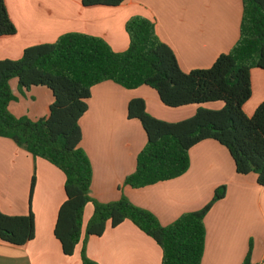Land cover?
I'll return each mask as SVG.
<instances>
[{
	"label": "crops",
	"instance_id": "1",
	"mask_svg": "<svg viewBox=\"0 0 264 264\" xmlns=\"http://www.w3.org/2000/svg\"><path fill=\"white\" fill-rule=\"evenodd\" d=\"M5 2L17 33L0 38V60H18L26 48L54 43L68 33L99 37L114 52H125L129 46L126 22L143 16L155 22L157 35L173 50L184 72L210 68L232 49L240 36L243 10L241 0H127L118 7H85L81 0ZM10 86L15 100L9 110L14 116L37 121L49 115L53 97L47 88L21 92L15 79ZM251 88V99L244 106L248 117L264 102L263 70L251 71ZM133 99H143L152 116L176 121L151 110L156 106L165 113L166 106L148 86L127 90L108 81L93 87L88 111L79 123L80 147L93 169L91 197L105 204L126 197L156 216L162 226H169L183 214L203 209L224 186L225 196L205 217L201 264H242L250 247L252 262L264 264V186L254 174L238 175L228 150L218 142L207 140L193 147L190 168L180 178L142 189L125 186L147 143L141 123L128 118V104ZM185 107L187 116L198 109L197 105ZM203 107L214 109L218 104ZM34 176L31 211L35 237L21 247L0 241V264H81L82 244L72 256H66L54 235L58 211L66 200L65 175L48 161L32 157L12 140L0 137L1 212L10 216L29 213ZM92 215L93 206L88 204L83 234ZM85 250L97 264H162L159 245L130 221L116 228L108 223L101 237L87 241Z\"/></svg>",
	"mask_w": 264,
	"mask_h": 264
},
{
	"label": "trees",
	"instance_id": "2",
	"mask_svg": "<svg viewBox=\"0 0 264 264\" xmlns=\"http://www.w3.org/2000/svg\"><path fill=\"white\" fill-rule=\"evenodd\" d=\"M127 0H81L85 7H118ZM240 36L232 49L207 69L184 72L173 50L157 35L155 22L131 17L125 25L129 46L114 52L101 38L68 33L54 43L28 47L18 60H0V137L10 139L32 157L48 161L65 175L66 200L60 207L54 235L63 254L72 256L82 244L81 264H97L85 250L91 237H101L108 223L116 228L130 221L152 238L162 251V264H201L206 244L205 217L223 199L226 187L218 188L200 211L183 214L162 226L148 210L126 197L100 203L90 195L93 169L81 149V118L88 111L92 88L113 82L127 90L142 86L154 89L169 108L197 105L195 114L183 121L167 122L147 112L143 99L128 104V118L138 120L147 143L138 154L135 172L125 186L142 189L180 178L190 168V151L207 140L225 147L238 175L254 174L264 186V102L251 117L244 112L251 99V71H264V0H241ZM17 33L5 0H0V38ZM19 90L47 88L53 97L49 115L37 121L16 117L10 110L15 100L10 81ZM223 103L221 109L203 107ZM35 185L32 178L30 198ZM93 215L83 234L84 211ZM35 237V218L10 216L0 210V241L21 247ZM250 247L242 264H254Z\"/></svg>",
	"mask_w": 264,
	"mask_h": 264
},
{
	"label": "rangeland",
	"instance_id": "3",
	"mask_svg": "<svg viewBox=\"0 0 264 264\" xmlns=\"http://www.w3.org/2000/svg\"><path fill=\"white\" fill-rule=\"evenodd\" d=\"M15 81H17V80L15 79ZM215 104H218V108H214V109H221L223 107V103H215ZM152 109H153V111H155V113H161L160 115L162 117H166L167 119L176 120V121H169V120H165V119L158 118V119H161V120L167 121V122H179V121H183V120H186V119L192 117V116H187V113H185L186 112L185 111L186 110V107L185 108H169V107H166V112L165 113L157 110V107L156 106L155 107L153 106V108H151V110ZM34 178H35V182H36V177L34 176ZM31 182H32V180H31ZM30 185H31V183H30ZM28 205H29V209L31 210L30 192H29V196H28ZM85 220H86V218H85Z\"/></svg>",
	"mask_w": 264,
	"mask_h": 264
}]
</instances>
